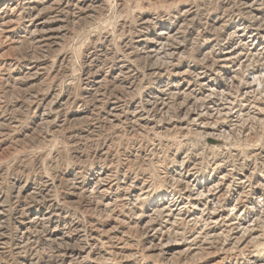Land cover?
Returning <instances> with one entry per match:
<instances>
[{
    "label": "rangeland",
    "instance_id": "rangeland-1",
    "mask_svg": "<svg viewBox=\"0 0 264 264\" xmlns=\"http://www.w3.org/2000/svg\"><path fill=\"white\" fill-rule=\"evenodd\" d=\"M0 245L264 264V0H0Z\"/></svg>",
    "mask_w": 264,
    "mask_h": 264
},
{
    "label": "bare ground",
    "instance_id": "bare-ground-1",
    "mask_svg": "<svg viewBox=\"0 0 264 264\" xmlns=\"http://www.w3.org/2000/svg\"><path fill=\"white\" fill-rule=\"evenodd\" d=\"M169 34H170V33H169ZM161 36H163V34H162ZM177 36H178V35H177ZM166 37H167V36H166ZM170 37H172V35H171ZM162 39H163V38H162ZM166 39H167V38H166ZM162 43H163V42H162ZM158 46H159V45H158ZM160 49H161V48H160ZM154 52H155V51H154ZM154 52H153V53H154ZM156 53H157V52H156ZM231 54H232V52H231ZM233 54H234V53H233ZM169 55H170V54H169ZM234 56H235V55H234ZM232 57H233V56H232ZM225 58H226V57H225ZM228 58H229V57H228ZM228 58H227V59H228ZM230 58H231V57H230ZM222 61H223V60H222ZM225 65H226V64H225ZM181 74H182V73H181ZM262 75H263V74H262ZM256 78H257V77H256ZM207 86H208V85H207ZM165 88H166V87H165ZM169 90H170V89H169ZM211 90H212V89H211ZM183 91H184V89H183ZM170 93H171V92H170ZM180 93H181V92H180ZM169 95H170V94H169ZM173 95H174V94H173ZM173 95H171V96H173ZM208 99H209V98H208ZM163 100H164V99H163ZM213 111H214V110H213ZM218 111H219V110H218ZM220 111H221V110H220ZM134 116H135V115H134ZM191 194H192V193H191ZM188 197H189V196H188ZM170 209H171V208H170ZM172 209H173V208H172ZM171 211H172V210H171ZM171 211H170V212H171ZM159 214H160V213H159ZM164 214H165V213H164ZM179 215H180V214H179ZM179 215H178V216H179ZM167 217H168V216H167ZM173 217H174V216H173ZM173 217H172V218H173ZM35 218H36V217H35ZM175 220H177V219H175ZM228 222H229V221H228ZM173 223H175V221H173ZM244 229H245V228H244ZM241 232H242V231H241ZM244 232H245V231H244ZM230 240H231V239H230ZM190 243H191V242H190ZM160 245H161V244H160ZM244 245H245V244H244ZM0 246H1V245H0ZM152 248H153V247H152ZM155 248H156V247H155ZM149 249H150V248H149ZM153 249H154V248H153ZM190 250H191V249H190ZM188 251H189V250H188ZM234 252H236V251H234ZM115 253H116V252H115ZM182 255H183V254H182ZM112 256H113V255H112ZM174 257H175V256H174ZM77 260H78V259H77ZM96 261H97V260H96ZM96 263H97V262H96Z\"/></svg>",
    "mask_w": 264,
    "mask_h": 264
}]
</instances>
